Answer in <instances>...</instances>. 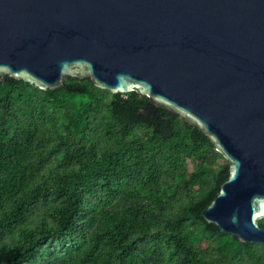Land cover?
<instances>
[{
    "label": "trees",
    "instance_id": "trees-1",
    "mask_svg": "<svg viewBox=\"0 0 264 264\" xmlns=\"http://www.w3.org/2000/svg\"><path fill=\"white\" fill-rule=\"evenodd\" d=\"M229 175L137 91L0 77V264H264V244L203 216Z\"/></svg>",
    "mask_w": 264,
    "mask_h": 264
},
{
    "label": "water",
    "instance_id": "water-1",
    "mask_svg": "<svg viewBox=\"0 0 264 264\" xmlns=\"http://www.w3.org/2000/svg\"><path fill=\"white\" fill-rule=\"evenodd\" d=\"M137 91L227 159L209 223L264 244V0H0V77Z\"/></svg>",
    "mask_w": 264,
    "mask_h": 264
}]
</instances>
